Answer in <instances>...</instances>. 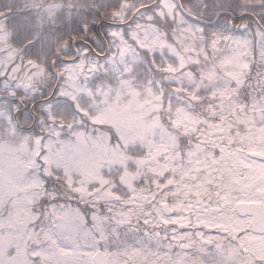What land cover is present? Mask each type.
Masks as SVG:
<instances>
[{
    "label": "snow or ice",
    "instance_id": "1",
    "mask_svg": "<svg viewBox=\"0 0 264 264\" xmlns=\"http://www.w3.org/2000/svg\"><path fill=\"white\" fill-rule=\"evenodd\" d=\"M170 4L163 27L176 55L169 58L186 61L180 86L191 93L176 99L198 117L193 129L178 135L174 151L182 159L192 152L205 156L215 169V195L187 210L129 214L132 200L121 176L151 147L131 131L96 122L94 109L82 110L59 89L23 102L5 89L0 264H264V209L239 203L264 201L254 191L264 181H255L247 194L221 186L225 153L239 145L203 141L216 124L231 136L264 128V0ZM164 126L173 127L170 120ZM159 138L157 129L146 139ZM104 145L123 155L109 163Z\"/></svg>",
    "mask_w": 264,
    "mask_h": 264
},
{
    "label": "rangeland",
    "instance_id": "2",
    "mask_svg": "<svg viewBox=\"0 0 264 264\" xmlns=\"http://www.w3.org/2000/svg\"><path fill=\"white\" fill-rule=\"evenodd\" d=\"M170 12V0H164L161 8L156 11L140 14L135 26L129 31H124L122 28L111 29L118 37V41L116 40L115 43V38L111 39L114 46H109L107 55L96 59L92 56L86 58L82 56L77 62L66 63L59 67L62 76L57 89L61 97L76 102L84 111L88 108L94 109L96 114L92 119L96 122L113 124L131 131L134 139L151 147V151L145 156L137 158L142 163L121 176L127 189L125 195L130 196L132 200L129 212L135 202L140 203L145 199L146 205H152V213L158 214L161 210L157 203L164 202L163 199L167 195H172L174 200L168 203L172 210L179 208L187 210L195 206L194 203L198 201L196 189L207 191L206 187H208L210 190L215 182L213 180L215 169L205 163V156L196 158L195 153L192 152L182 159L179 152L174 151L178 135L193 129L198 119L195 114L188 113L181 104L177 103L176 98L182 92L186 96L185 91L171 90L170 74L165 76L167 85L163 88L155 81L150 69L142 66L145 61L141 56L148 54V50L156 55H152V59L163 65L165 73H179L186 62L178 55L175 60L170 59V54L176 55L175 49L161 34L153 30V26L144 27L140 21V19L151 20L152 14L161 17L163 13L170 14ZM142 27L143 29L139 30ZM139 31L143 33L141 37L138 35ZM140 47L147 52H143L144 49ZM85 51L81 48L82 54ZM12 58V53L0 49V91L7 89L9 95L16 97L26 95L28 100L32 96L42 97L44 88L55 83V77L42 68H33L17 78L15 72L19 71V65H10ZM152 67L157 75H162L163 69ZM185 77L187 74L183 75L181 81ZM174 78L178 77L174 76ZM48 91L46 90V93ZM165 120H170L173 125L171 129L164 126ZM157 129L160 132L158 140L146 139ZM76 135L82 136L83 133ZM203 141L208 145L218 144L221 141L229 145L234 142L239 145L234 149H228L225 153L222 174L224 182L221 186L229 191L235 189L241 194H247L255 181H264V162L245 159L249 151L264 155V128L250 130L248 135L231 136L228 127L216 124L203 134ZM101 151L109 154V163L123 155L107 145L101 146ZM198 171L203 172L202 181L194 179L196 176L199 177ZM176 177L178 179L174 180ZM220 177L221 174L217 173L216 178L220 179ZM162 181L163 184H173L174 188L166 191L165 197H157L159 193L157 185ZM163 184L160 186L162 187ZM254 191L264 196V184ZM189 193L194 197L189 199ZM137 197L139 199L136 201ZM248 201L258 202L264 207V201ZM200 204L195 207H199Z\"/></svg>",
    "mask_w": 264,
    "mask_h": 264
},
{
    "label": "trees",
    "instance_id": "3",
    "mask_svg": "<svg viewBox=\"0 0 264 264\" xmlns=\"http://www.w3.org/2000/svg\"><path fill=\"white\" fill-rule=\"evenodd\" d=\"M141 1L146 4L153 0H0V49L12 53L10 65H19V71L15 72L17 78L33 68H42L51 74L53 60L58 59L56 64H59L63 59L73 57L75 47L78 49L84 46L81 41L99 49L100 31L105 32L106 22H116L120 17L124 20L129 18ZM153 10V6L145 9L147 13ZM152 16L149 21H141L143 26H153V30L166 40L163 27L165 15ZM99 22L100 31L97 29ZM138 35L142 36V31ZM141 57L146 63H142V66L150 69L155 81L163 88L167 85L165 76L170 74L171 90L182 89L181 78L187 73L181 72V69L176 74L165 73L166 70L161 65L162 75H157L152 66L159 63L152 59L151 53L148 51V54ZM174 76L178 78L175 79ZM173 81L176 83L175 87L172 85ZM48 87L49 85L44 88L43 96L50 93L51 87L47 89ZM46 90L49 91L46 93ZM184 93L186 97L191 96L189 92Z\"/></svg>",
    "mask_w": 264,
    "mask_h": 264
},
{
    "label": "water",
    "instance_id": "4",
    "mask_svg": "<svg viewBox=\"0 0 264 264\" xmlns=\"http://www.w3.org/2000/svg\"><path fill=\"white\" fill-rule=\"evenodd\" d=\"M77 56H78V55H76V57H75L73 60H75V59L77 58ZM249 155L264 158L263 155H261V154H259V153H256V152H250ZM240 204H241V205H244V206H256V207H259L258 205L254 204V203H240ZM161 207H162V209H163V212H164V211H170L166 204H161ZM259 208H260V207H259Z\"/></svg>",
    "mask_w": 264,
    "mask_h": 264
},
{
    "label": "flooded vegetation",
    "instance_id": "5",
    "mask_svg": "<svg viewBox=\"0 0 264 264\" xmlns=\"http://www.w3.org/2000/svg\"><path fill=\"white\" fill-rule=\"evenodd\" d=\"M245 201H247V200H241L240 202H245Z\"/></svg>",
    "mask_w": 264,
    "mask_h": 264
}]
</instances>
